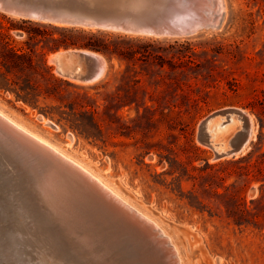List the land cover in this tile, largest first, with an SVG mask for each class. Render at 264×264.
<instances>
[{
    "label": "rangeland",
    "instance_id": "rangeland-1",
    "mask_svg": "<svg viewBox=\"0 0 264 264\" xmlns=\"http://www.w3.org/2000/svg\"><path fill=\"white\" fill-rule=\"evenodd\" d=\"M220 11L219 26L188 36L95 29L109 44L97 51L107 68L84 83L49 60L76 49H50L60 29L0 8V112L152 220L181 264H264V0H222ZM11 46L33 65L10 58ZM25 83L35 104L17 97ZM234 110L252 116L249 142L217 157L200 139L201 123ZM233 116L217 133L213 126L215 141L227 146L242 130ZM67 247L71 259H89Z\"/></svg>",
    "mask_w": 264,
    "mask_h": 264
},
{
    "label": "water",
    "instance_id": "water-1",
    "mask_svg": "<svg viewBox=\"0 0 264 264\" xmlns=\"http://www.w3.org/2000/svg\"><path fill=\"white\" fill-rule=\"evenodd\" d=\"M131 1L138 5H132ZM0 8L22 18L52 24L155 37L188 36L219 26L223 14L214 10L215 14L209 15V10L199 7L197 0H39L38 3L0 0ZM92 52L97 51L65 49L53 60L56 71L63 67L62 76L91 81L106 70V62ZM234 113L240 116L241 111L223 112L225 116ZM220 114L201 123L200 139L215 149L217 157L237 155L243 151L248 134L240 140L233 137L224 150H217L208 124L215 117H222ZM0 184L8 192L13 191L20 202H27L33 212L35 209L43 214L48 221L43 228L74 252L88 253L89 258L99 254L98 257L112 264L151 260L147 252L139 255L136 248L141 246L136 229L142 227L155 234L148 223L107 197L81 170L2 116ZM59 188L66 199L58 195ZM67 228L74 229L77 235L71 236ZM77 237L88 239L93 251L80 253L75 245Z\"/></svg>",
    "mask_w": 264,
    "mask_h": 264
},
{
    "label": "bare ground",
    "instance_id": "bare-ground-1",
    "mask_svg": "<svg viewBox=\"0 0 264 264\" xmlns=\"http://www.w3.org/2000/svg\"><path fill=\"white\" fill-rule=\"evenodd\" d=\"M131 2L132 5H138V3L134 1ZM197 4L203 9H208L212 14L211 16L215 14L214 10H217L219 13H221L220 8L222 7V0H197ZM1 9L4 10L3 8ZM64 52L65 50L62 49L52 53L49 56V60L53 61L56 55ZM92 53L98 55L104 62H106L104 57L98 52ZM57 73L64 75V68L61 67V69H59ZM104 73H99L96 77L98 79L94 78L91 81H81L72 76L71 78L80 82H94L99 80L104 75ZM243 111H241L238 118L242 121L243 128L234 136L235 138H238L237 140L242 139V137H245L247 134L249 138L252 132V116L246 115V112ZM233 115L234 114H229L224 117H215L208 124V130L213 141L218 145L216 146V148L219 151L224 150L227 146L225 145V142L215 141L214 136L212 135V131L215 130V133H217L216 130L220 131L222 122L224 123V125L228 124V122H232L234 117ZM0 116L5 118L19 130L23 131L26 134H29L48 148L52 149L62 159L66 160L67 162L81 170L89 180H91L99 188H101V190L107 197H112L113 200L124 206L128 211L135 213V215L139 216L140 219L148 223L149 229H152L155 234H152V232L150 233L151 230H146L142 227H140V229H136L141 245L139 247H136L138 250L137 253L140 255L147 252V254H149L151 257V260L149 262L145 260L143 264H181L174 246L171 245L169 239L162 233L157 225L152 220L145 217L143 214H140L137 210L130 206L118 195V193H116L112 188L105 184L97 175L93 174L82 164L76 162L75 160L66 156L63 152L59 151L57 147H55L48 140L43 139L40 136H37L36 134L28 131L25 127L13 122L1 112ZM225 117L227 119V122L224 120H222V122H219L220 119H224ZM213 126L214 128L216 127V129H214ZM248 142L249 141L247 140L243 144V150ZM57 193L59 196H61V198L66 199L64 191L60 188L57 190ZM47 222L48 221H46V218L43 214H39V212H37V210L35 209L33 212L28 206L27 202H20L17 195L13 193V191L8 192L0 184V264H112L110 263V260L104 261L103 258L101 259L100 257H98L99 254H97L98 256L96 255L97 257H91L84 262L82 261V263L78 262L77 259V261L71 259L70 257H68V247L62 242H59L58 238L53 233H50L45 228H43ZM67 230L71 234V236L77 235V232L74 229L67 228ZM123 232V235L126 236V230H123ZM79 238L80 237L76 238L77 242L75 238L74 240L76 242L75 245L78 246V250L80 253H82V251H93L92 244L89 243L88 239L84 240L83 238H80V240ZM71 255L72 254L70 253V256ZM133 262L131 263V261H126L118 264H134Z\"/></svg>",
    "mask_w": 264,
    "mask_h": 264
},
{
    "label": "trees",
    "instance_id": "trees-1",
    "mask_svg": "<svg viewBox=\"0 0 264 264\" xmlns=\"http://www.w3.org/2000/svg\"><path fill=\"white\" fill-rule=\"evenodd\" d=\"M21 19L22 22H27V21L31 22V20L27 18H21ZM44 25H51L52 27L58 28L62 31L59 37L52 38L55 41V43L52 47H50V49H58L60 47L86 48V49L99 51L104 54H107L109 50V44L107 40L100 37L96 33V30L86 29L83 27H76V26L58 25L52 23H45ZM73 31H76L79 34L76 35L73 33ZM32 32H34V34L40 33L39 31H32ZM1 35H3V33ZM7 53L12 59H25V61L29 62L30 66L33 65L32 56L25 53H19L18 50L12 46L8 48ZM4 66L8 70L9 68H11L9 67V65H7V63H5ZM29 88L30 85H28V83H25L23 85L20 84L19 90L17 89L15 90L17 97L19 99L20 98L23 99L25 102H28L30 104H35L37 102V99L35 98L38 97V94L32 93V91H28Z\"/></svg>",
    "mask_w": 264,
    "mask_h": 264
}]
</instances>
